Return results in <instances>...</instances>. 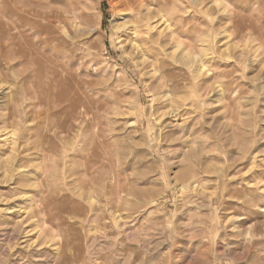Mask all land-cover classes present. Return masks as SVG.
Here are the masks:
<instances>
[{"label": "rangeland", "instance_id": "obj_1", "mask_svg": "<svg viewBox=\"0 0 264 264\" xmlns=\"http://www.w3.org/2000/svg\"><path fill=\"white\" fill-rule=\"evenodd\" d=\"M127 3L0 0V264H264V0Z\"/></svg>", "mask_w": 264, "mask_h": 264}, {"label": "bare ground", "instance_id": "obj_2", "mask_svg": "<svg viewBox=\"0 0 264 264\" xmlns=\"http://www.w3.org/2000/svg\"><path fill=\"white\" fill-rule=\"evenodd\" d=\"M149 1V0H148ZM199 1V0H197ZM200 1H205V0H200ZM125 2V1H124ZM123 2V3H124ZM127 5L129 4V10L132 11V24H133V28L134 30L138 33V35L141 38H144L143 36H145L146 34L149 35L148 39L151 41H154V38L152 37V35H150V31L148 30L149 27V20L152 18V12L149 9V7L147 8V0H141L140 4L137 5V0H127ZM126 4V3H125ZM38 7V6H37ZM36 8V7H35ZM149 10H147V9ZM33 13V11H32ZM132 17H130L132 19ZM21 22V21H20ZM24 23V21H23ZM30 24V22H29ZM22 25V24H21ZM50 25V24H49ZM180 25V24H178ZM50 29V28H49ZM20 35V34H19ZM49 39V38H48ZM171 39H176V37L172 36ZM29 41V40H28ZM49 42V41H48ZM29 44V43H27ZM55 44V43H54ZM43 45V44H42ZM50 45V44H49ZM48 46V45H47ZM28 47V46H27ZM45 47V46H44ZM34 48V47H33ZM38 49V48H36ZM35 51V50H33ZM32 51V52H33ZM31 52V53H32ZM39 52V51H38ZM29 54V53H28ZM38 55V54H35ZM29 56V55H28ZM36 57V56H35ZM27 59V58H26ZM48 59V58H47ZM158 59V58H157ZM158 61V60H157ZM50 63V61H48ZM34 63V62H33ZM51 64V63H50ZM53 66V65H52ZM52 68V67H51ZM53 69V68H52Z\"/></svg>", "mask_w": 264, "mask_h": 264}]
</instances>
